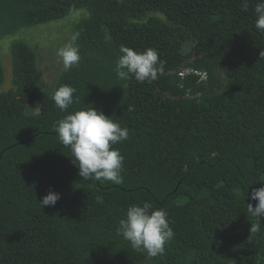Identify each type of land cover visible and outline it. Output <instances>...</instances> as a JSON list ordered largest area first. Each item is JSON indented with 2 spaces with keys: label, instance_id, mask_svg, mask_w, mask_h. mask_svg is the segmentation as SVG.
I'll list each match as a JSON object with an SVG mask.
<instances>
[{
  "label": "trees",
  "instance_id": "16d2710c",
  "mask_svg": "<svg viewBox=\"0 0 264 264\" xmlns=\"http://www.w3.org/2000/svg\"><path fill=\"white\" fill-rule=\"evenodd\" d=\"M243 0H0V41L70 23L81 62L43 82L37 51L11 42L13 86L0 91V264H264V218L247 212L264 187V34ZM195 41L191 51L184 46ZM121 45L155 49L164 74L118 81ZM0 46V88L6 73ZM182 73V74H181ZM76 89L68 112L94 107L129 130L116 185L83 180L53 125L51 99ZM52 190L55 206L39 202ZM248 192V195H247ZM168 213L175 236L147 258L116 233L132 204Z\"/></svg>",
  "mask_w": 264,
  "mask_h": 264
},
{
  "label": "clouds",
  "instance_id": "9594fccd",
  "mask_svg": "<svg viewBox=\"0 0 264 264\" xmlns=\"http://www.w3.org/2000/svg\"><path fill=\"white\" fill-rule=\"evenodd\" d=\"M240 8L248 12L249 0H243ZM254 13L255 28L264 34V0H257ZM78 38L79 33L74 34L69 43L57 50L56 55L64 72L80 65V50L75 43ZM120 53L113 71L125 87L131 78L144 83L154 81L164 74L165 62L153 48L138 52L121 45ZM75 92L76 89L70 85H61L51 95L60 112L67 113L53 125L59 142L70 150L71 159L78 166V174L83 180L122 184L125 157L114 146L128 139L129 130L94 107L68 112L77 102ZM60 198L59 193L50 190L39 204L42 208L55 206ZM250 199L258 201L255 206L247 204V212L258 221L251 224L250 231L257 233L264 218V187L253 189ZM170 223L165 210L155 209L150 202L144 201L128 207L125 218L118 221L116 233L128 241L133 250L146 253L147 258L151 259L164 255L167 244L173 240L175 232Z\"/></svg>",
  "mask_w": 264,
  "mask_h": 264
},
{
  "label": "rangeland",
  "instance_id": "374dc122",
  "mask_svg": "<svg viewBox=\"0 0 264 264\" xmlns=\"http://www.w3.org/2000/svg\"><path fill=\"white\" fill-rule=\"evenodd\" d=\"M80 15V12H76L67 19L25 28L14 35L1 39V55L5 67L6 79L0 91L7 90L13 86L11 42L14 39H24L37 51L43 82L46 85H51L56 79L58 67L60 66V60L56 55L57 50L68 43L70 23ZM194 44V40L188 41L184 46V51H191V47L195 46Z\"/></svg>",
  "mask_w": 264,
  "mask_h": 264
},
{
  "label": "water",
  "instance_id": "95a60500",
  "mask_svg": "<svg viewBox=\"0 0 264 264\" xmlns=\"http://www.w3.org/2000/svg\"><path fill=\"white\" fill-rule=\"evenodd\" d=\"M1 157V156H0Z\"/></svg>",
  "mask_w": 264,
  "mask_h": 264
}]
</instances>
